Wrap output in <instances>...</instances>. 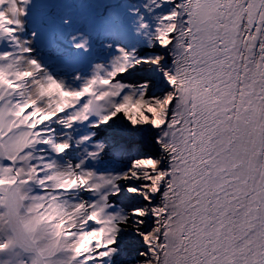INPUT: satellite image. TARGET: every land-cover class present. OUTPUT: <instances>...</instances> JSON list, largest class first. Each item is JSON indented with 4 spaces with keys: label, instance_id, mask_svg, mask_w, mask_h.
I'll list each match as a JSON object with an SVG mask.
<instances>
[{
    "label": "snow or ice",
    "instance_id": "1",
    "mask_svg": "<svg viewBox=\"0 0 264 264\" xmlns=\"http://www.w3.org/2000/svg\"><path fill=\"white\" fill-rule=\"evenodd\" d=\"M0 264H264V0H0Z\"/></svg>",
    "mask_w": 264,
    "mask_h": 264
}]
</instances>
